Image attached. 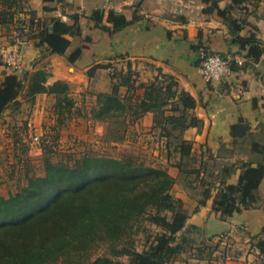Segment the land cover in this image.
I'll list each match as a JSON object with an SVG mask.
<instances>
[{
    "label": "trees",
    "instance_id": "obj_1",
    "mask_svg": "<svg viewBox=\"0 0 264 264\" xmlns=\"http://www.w3.org/2000/svg\"><path fill=\"white\" fill-rule=\"evenodd\" d=\"M20 1L0 0V22L13 20ZM104 15L103 9H96L91 17L102 29L116 32L130 23L123 13L110 10L107 22L111 26H107ZM74 19L75 23L69 24L60 17H51L46 28L36 33L30 30L27 35L45 48V52L63 55L71 44L68 36L81 34L79 15ZM33 23L34 17L30 18L31 29ZM227 23L230 42L247 50V61L242 64L233 56L232 69L258 62L264 54V43L257 33L238 34L233 16L227 17ZM200 48L216 53L199 44L196 47L197 65ZM82 54V48L78 47L68 59L73 63ZM3 66L0 55V69ZM100 67L111 69L112 90L97 95L96 105L91 110L93 118L116 124L119 134L112 139L122 140L121 128L139 120L145 113H153L154 127L167 139L172 152L180 155L175 166L185 177L186 184L203 187L199 206L205 205L214 184L206 176L201 178L204 166L193 165L192 142L183 137L188 128L202 127L203 121L194 113L197 99L181 89L174 76L160 70L154 80L139 85L144 88V93L133 100L132 92L136 89L133 72L123 73L112 64L96 66ZM4 73L0 82V120L8 108L23 103L21 98L33 106L37 96L43 93L55 95V131L76 114L71 84L65 80L50 83L51 73L47 67L26 71L22 77L15 71ZM122 87L128 88L126 94L122 93ZM248 131V124L241 120L232 127V136L235 141H245L249 138ZM252 150L263 154L264 146L253 143ZM229 170L227 167L224 171L228 173ZM263 175L262 162L257 166L252 162L242 163L236 184L221 180L214 199L215 210L222 217H228L243 208L254 207L255 191ZM176 182L177 178L167 167L147 165L132 156L118 158L88 152L73 164L47 161L43 175L30 178L16 194L0 195V264H173L192 245L182 231L189 214L184 201L172 193ZM144 220L160 226L162 232L149 247L138 250L135 235L137 225ZM101 242L112 245L115 257L127 256L128 263L113 256L93 258ZM259 248L264 252V239Z\"/></svg>",
    "mask_w": 264,
    "mask_h": 264
},
{
    "label": "crops",
    "instance_id": "obj_2",
    "mask_svg": "<svg viewBox=\"0 0 264 264\" xmlns=\"http://www.w3.org/2000/svg\"><path fill=\"white\" fill-rule=\"evenodd\" d=\"M96 9L105 11L107 26H111L107 22L110 10L123 13L130 23L116 32L102 29L91 18ZM75 15H79L81 34L68 36L71 44L63 55L45 52L27 35L30 30L36 33L46 28L51 17L74 24ZM228 16L236 19L238 34L248 36L255 31L264 43V0H22L13 20L0 22V55L18 49L23 74L47 67L50 83L69 82L76 105L79 103L74 94L81 92L88 97V130L100 124L103 136L114 123L95 120L91 110L99 93L111 92L112 76L110 68H96L97 65L112 64L123 73L131 70L136 86L133 100L144 93L139 85L154 80L160 70L174 76L180 88L197 99L194 113L203 121L202 127L188 128L183 137L192 142L193 165L204 166L201 178L206 176L214 184L211 197L201 206L203 187L199 184L190 187L183 176V184L177 179L172 189L184 201L189 214L182 231L187 238L188 234L194 235V240L190 239L191 249L198 254L193 257L199 264H264V252L259 248L264 239V175L255 191L254 207L243 208L228 217H222L214 208L221 180L236 184L242 163L264 164V153L252 150L253 143L264 146V54L258 62L233 70L231 76L214 82H206L197 65L199 44L247 61V50L230 42ZM78 47L83 54L72 63L68 55ZM5 71L9 72L7 68ZM4 75L0 73V82ZM121 91L126 94L128 88L122 87ZM54 103L55 95L39 94L32 110L40 105L50 108ZM241 120L249 126V138L235 141L232 127ZM120 133L124 134L122 140L106 139L152 150L174 177L180 175L175 166L180 155L172 152L167 139L154 127L153 113H145L139 120L128 123ZM227 167L228 173L224 171ZM208 249L211 256H207Z\"/></svg>",
    "mask_w": 264,
    "mask_h": 264
},
{
    "label": "rangeland",
    "instance_id": "obj_3",
    "mask_svg": "<svg viewBox=\"0 0 264 264\" xmlns=\"http://www.w3.org/2000/svg\"><path fill=\"white\" fill-rule=\"evenodd\" d=\"M1 49L0 46V53ZM11 50L3 53V60ZM5 68L13 72L5 65L0 71L6 72ZM15 72L23 76L21 69ZM74 95L79 103L76 114L59 131L53 128L55 125V117L52 116L53 106L48 108L40 105L32 110V106L21 98L23 103L19 107L11 106L5 111L0 120V195L8 197L10 194H16L28 184L30 178L43 175L47 161L55 164H73L88 152L118 158L132 156L138 162L147 165L167 167L152 150L129 143L111 142L109 139L119 134L116 124L109 125L108 133L104 136L100 124L88 130V97L81 92ZM28 122L32 124L31 128ZM34 134H38V140L34 138ZM107 137L109 139H106ZM177 179L183 184V175H178ZM161 232L160 226L144 220L137 225L135 235L137 249L143 250L149 247ZM188 238L190 242V239L194 240V235L188 234ZM113 251L111 244L101 242L96 247L93 258L113 256L128 263L127 256L115 257ZM207 251L209 255L211 249ZM207 251L205 250L204 253ZM195 254L197 255L198 251H192L190 248L179 255L173 264H199L197 258L193 257Z\"/></svg>",
    "mask_w": 264,
    "mask_h": 264
},
{
    "label": "built area",
    "instance_id": "obj_4",
    "mask_svg": "<svg viewBox=\"0 0 264 264\" xmlns=\"http://www.w3.org/2000/svg\"><path fill=\"white\" fill-rule=\"evenodd\" d=\"M197 57L199 71L206 82L220 81L233 74L231 67L232 58L230 57H223L218 53H211L204 48L199 49ZM236 60L240 64L243 63L241 58H236ZM3 61L4 65L13 71H18L22 67V59L18 50H11L5 55ZM28 126L31 128L32 124L28 122ZM34 138L38 140V134H34Z\"/></svg>",
    "mask_w": 264,
    "mask_h": 264
}]
</instances>
